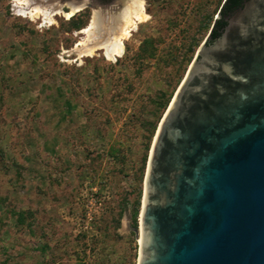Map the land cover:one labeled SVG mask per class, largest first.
<instances>
[{
	"label": "rangeland",
	"instance_id": "obj_1",
	"mask_svg": "<svg viewBox=\"0 0 264 264\" xmlns=\"http://www.w3.org/2000/svg\"><path fill=\"white\" fill-rule=\"evenodd\" d=\"M142 1L112 59L74 49L94 8L0 0V264H136L150 142L223 2Z\"/></svg>",
	"mask_w": 264,
	"mask_h": 264
},
{
	"label": "water",
	"instance_id": "obj_2",
	"mask_svg": "<svg viewBox=\"0 0 264 264\" xmlns=\"http://www.w3.org/2000/svg\"><path fill=\"white\" fill-rule=\"evenodd\" d=\"M209 32L150 142L136 264H264V0Z\"/></svg>",
	"mask_w": 264,
	"mask_h": 264
},
{
	"label": "bare ground",
	"instance_id": "obj_3",
	"mask_svg": "<svg viewBox=\"0 0 264 264\" xmlns=\"http://www.w3.org/2000/svg\"><path fill=\"white\" fill-rule=\"evenodd\" d=\"M59 1V0H58ZM45 2L44 6L22 9V13L33 15L41 14L44 19H49L53 14H63L68 17L81 9V6L89 0H64L62 3ZM124 4L121 8L116 4L94 8L89 23L82 28L84 37L74 46L75 51L81 55H90L100 50L107 58H115L121 55L123 39L129 35L138 22L144 21L147 14L142 0H121ZM63 5L68 10H62ZM50 21V20H49ZM138 239H139V228Z\"/></svg>",
	"mask_w": 264,
	"mask_h": 264
},
{
	"label": "trees",
	"instance_id": "obj_4",
	"mask_svg": "<svg viewBox=\"0 0 264 264\" xmlns=\"http://www.w3.org/2000/svg\"><path fill=\"white\" fill-rule=\"evenodd\" d=\"M242 0H223L221 3V10L220 13L221 15L219 18H216L213 22V25L211 26L210 34L215 29L220 23H222L224 20L222 19V14L225 12H231L233 11L236 7H238L241 4ZM142 52L145 50L144 46H141L140 49Z\"/></svg>",
	"mask_w": 264,
	"mask_h": 264
},
{
	"label": "flooded vegetation",
	"instance_id": "obj_5",
	"mask_svg": "<svg viewBox=\"0 0 264 264\" xmlns=\"http://www.w3.org/2000/svg\"><path fill=\"white\" fill-rule=\"evenodd\" d=\"M97 1H99V2H102V3H107V2H109V1H111V0H97ZM244 0H242V2H243ZM242 2H241V4H242ZM241 4L239 5V6H241ZM238 6V7H239ZM238 7H236V8H238ZM235 8V9H236ZM234 9V10H235ZM220 10H221V5H220V7L217 9V11H216V14H215V16H214V18H213V20H212V22H211V24H210V29H209V31L211 30V26L213 25V22H214V20L216 19V18H219V16L221 15V13H220ZM233 10V11H234ZM233 11H231V12H233ZM231 12H225V13H223L222 14V19L223 20H225L226 19V17L231 13ZM208 31V32H209ZM208 34V33H207ZM206 38V37H205ZM205 38L203 39V41L205 40Z\"/></svg>",
	"mask_w": 264,
	"mask_h": 264
}]
</instances>
